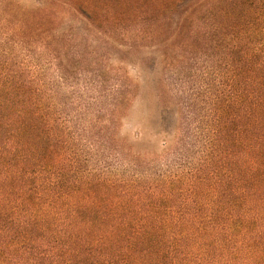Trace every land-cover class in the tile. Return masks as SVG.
<instances>
[{
  "label": "trees",
  "instance_id": "1",
  "mask_svg": "<svg viewBox=\"0 0 264 264\" xmlns=\"http://www.w3.org/2000/svg\"><path fill=\"white\" fill-rule=\"evenodd\" d=\"M0 264H264V0H0Z\"/></svg>",
  "mask_w": 264,
  "mask_h": 264
},
{
  "label": "rangeland",
  "instance_id": "2",
  "mask_svg": "<svg viewBox=\"0 0 264 264\" xmlns=\"http://www.w3.org/2000/svg\"><path fill=\"white\" fill-rule=\"evenodd\" d=\"M116 62V61H115ZM126 68H129L128 66H126ZM193 68H194V65L192 64V62H189L185 65H182L181 68L177 71H175L176 74H173V73H167L168 75V78H169V82H171L172 85H174V87L176 88L177 86H180V88H184L183 92L185 94L186 93H189L188 90H190L193 86H194V79L197 80V82L200 81L199 76H197L196 78L192 79V71H193ZM161 69L157 67H154V70L149 72L150 76L152 77V80H154V76L156 75V71H160ZM166 72V71H165ZM131 73H134L133 71H131ZM166 75V74H165ZM55 90H59V87H60V84H59V80H55ZM74 88L76 87L75 85H73ZM75 91V92H74ZM77 91L74 90L71 86V84L69 83L65 89H64V94H65V97H68L69 100H72L74 101L75 98L77 97ZM60 95H63L62 94V91H60L58 93V95L56 96L55 100L56 101H59L61 100V97ZM72 107L73 104L71 103H68L67 104V108H65V110H67L68 112L72 110ZM144 115L150 120V121H153L155 120V111L153 112L152 116L150 115V117L148 116V114L144 113ZM143 115V117H144ZM155 115V116H154ZM138 118H140V114L137 115ZM137 118V117H136ZM145 118V117H144ZM145 120V119H144Z\"/></svg>",
  "mask_w": 264,
  "mask_h": 264
}]
</instances>
